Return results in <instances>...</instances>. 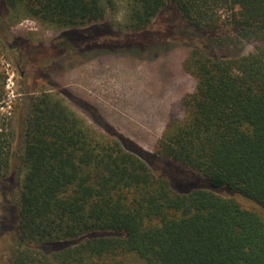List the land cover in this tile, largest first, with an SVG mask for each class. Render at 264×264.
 I'll use <instances>...</instances> for the list:
<instances>
[{
    "label": "trees",
    "instance_id": "trees-1",
    "mask_svg": "<svg viewBox=\"0 0 264 264\" xmlns=\"http://www.w3.org/2000/svg\"><path fill=\"white\" fill-rule=\"evenodd\" d=\"M1 1L12 20L54 25L58 37L79 30L76 44L108 38L141 51L161 45L150 27L171 4L191 46L182 67L196 86L158 152L200 175L157 174L60 99L27 98L17 148L0 117V183L11 184L17 237L7 264H124L125 254L146 264H264L263 217L216 192L264 212V0H128L122 34L104 22L113 0ZM250 40L257 44L244 53L209 52ZM3 84L0 70V101ZM61 240L75 242L49 250Z\"/></svg>",
    "mask_w": 264,
    "mask_h": 264
},
{
    "label": "rangeland",
    "instance_id": "rangeland-1",
    "mask_svg": "<svg viewBox=\"0 0 264 264\" xmlns=\"http://www.w3.org/2000/svg\"><path fill=\"white\" fill-rule=\"evenodd\" d=\"M113 1L115 6L104 22L113 32L122 34L128 0ZM178 20L171 4L153 20L152 35L163 40L157 49L141 51L138 45L116 49L108 45L114 43L108 38H88L80 45L75 43L83 42L79 30L68 29L71 32L58 37L63 29L54 25L30 17L12 20L0 0V70L4 74L0 117L16 137L14 148L18 146L19 121L25 114L27 98L47 92L94 131L117 137L125 149L139 154L157 174H171L178 181L200 178L158 152L159 140L168 125L185 118L183 98L196 86V79L182 67L191 46L179 33ZM133 41L145 43L138 37ZM255 44L250 40L232 49L212 48L209 52L237 55ZM11 191V184L0 183V264H7L17 243L14 213L9 210L13 203ZM216 192L234 197L264 219V212L250 202L226 190ZM73 242L61 240L48 246L53 250ZM123 259L124 264H146L133 254H125Z\"/></svg>",
    "mask_w": 264,
    "mask_h": 264
}]
</instances>
